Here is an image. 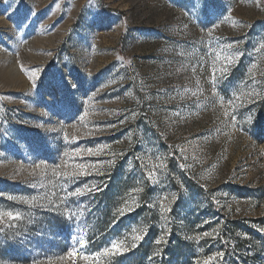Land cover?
Masks as SVG:
<instances>
[{
    "label": "rangeland",
    "instance_id": "1",
    "mask_svg": "<svg viewBox=\"0 0 264 264\" xmlns=\"http://www.w3.org/2000/svg\"><path fill=\"white\" fill-rule=\"evenodd\" d=\"M86 185L101 190L69 195ZM8 211L22 219H0V264H264V0H0Z\"/></svg>",
    "mask_w": 264,
    "mask_h": 264
},
{
    "label": "snow or ice",
    "instance_id": "2",
    "mask_svg": "<svg viewBox=\"0 0 264 264\" xmlns=\"http://www.w3.org/2000/svg\"><path fill=\"white\" fill-rule=\"evenodd\" d=\"M232 47H233L232 45H227L226 48L223 50L224 53H225L224 59L227 61L228 64H231L234 61V59L237 56L240 55V53H238V52H229L228 50L231 49ZM217 55H219V54H217ZM255 66L256 65L254 64L252 67H255ZM35 71L39 72L41 70L37 68ZM222 71L223 72H227V67H224L222 69ZM33 76L35 77V72L33 73ZM215 83H216V77L213 76V79H212L213 87H215ZM235 99L236 100H240L241 97L240 96H236ZM229 103L234 106L235 101H229ZM224 114H225V116H229L230 115V113L228 111H225ZM134 115L135 114H133V116ZM233 120H234V117H233ZM107 148H109L108 145H102V146H100L99 148H96V149H87V150L77 149L73 155L75 157H81L82 155H91V156L104 155L105 154V149H107ZM64 155L67 157V156H69V153L65 152ZM112 163H113V161H108L109 165H111ZM74 167H75V170H73V171H60V165H56L52 169V173H53L54 176L59 177V178H61L64 181H71V180L79 178L80 176L91 175L93 173H95L97 175H103L104 174V172L102 171V169L104 167V162L103 161H98L95 164H86V163L80 162V163H76ZM158 167L159 168H166V165L163 162H161L158 165ZM182 167H187V165H182ZM36 168H39L41 171L39 173H36L34 171L33 173H31L32 175H37V174L41 175V176L45 175V172H46V169H47V165L38 164V165H36ZM148 175H149V179H151L153 183H158L159 182L155 172H150ZM40 186L44 187L43 184H41ZM100 190L101 189L97 185H91L90 187L86 185L83 188L76 189L74 192L69 193V195H71V196H80V195H84L86 193H91L93 191H100ZM139 191H142V189H133L132 190V192H139ZM129 196L132 199V202L135 203V197L132 196L131 193L129 194ZM8 199H10V200H19V202L26 203V204H29V205H35V203L37 202V198L36 197H33L31 199H25L23 197H19L18 198V197L10 195V196H8ZM40 199H47V195H45L44 197H41ZM61 199L63 200L64 198H61ZM175 199H176V197L173 196V200H175ZM163 200H167V197L166 196L163 197ZM49 203H52V201L49 200ZM135 206L138 207L139 204L137 203V204H135ZM161 208H162V211H163L164 210L163 201H161ZM132 210H133V207L126 201L125 205L123 207H120V208L117 209V212L119 213V215L123 216L127 212H130ZM237 211H239V209H237ZM70 215H71V213H70ZM3 216L8 217L10 220H20V219H22V214L19 213V212H17V213H13L11 211L4 212L2 215H0V219H2ZM132 232L136 233L137 229H135V228L132 229ZM203 235L210 237V236L213 235V233L206 232ZM132 239L133 240H142L143 236L139 235V234H136V235H133ZM199 239H200V237H197V240H199ZM79 243L81 244L82 247L84 246V241L82 239L79 240ZM156 243L157 244L164 243V237L161 236L156 241ZM123 244H124V241L114 242V243H112L110 248H105L102 252L98 253L97 255L98 256H106L108 254H112V255L122 254L124 249H122L121 246ZM135 246L136 245L134 244L133 247H135ZM73 255H75V250L73 252H69L68 253L69 257H72ZM222 255H223L222 253H217L216 254V256H222ZM61 259H63V257H61ZM84 259H87V257H84ZM213 259H215V257L209 256L208 259L204 261V264H209V262L212 261Z\"/></svg>",
    "mask_w": 264,
    "mask_h": 264
}]
</instances>
